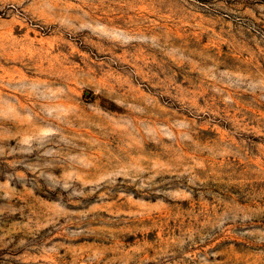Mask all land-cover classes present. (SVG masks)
I'll return each mask as SVG.
<instances>
[{"label": "rangeland", "instance_id": "obj_1", "mask_svg": "<svg viewBox=\"0 0 264 264\" xmlns=\"http://www.w3.org/2000/svg\"><path fill=\"white\" fill-rule=\"evenodd\" d=\"M0 264H264V0H0Z\"/></svg>", "mask_w": 264, "mask_h": 264}]
</instances>
